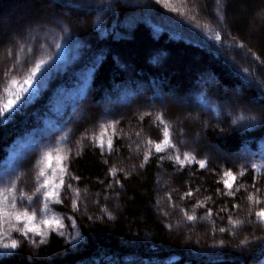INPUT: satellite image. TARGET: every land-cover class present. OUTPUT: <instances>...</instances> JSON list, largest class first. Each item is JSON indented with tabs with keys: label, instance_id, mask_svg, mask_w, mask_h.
I'll list each match as a JSON object with an SVG mask.
<instances>
[{
	"label": "trees",
	"instance_id": "obj_1",
	"mask_svg": "<svg viewBox=\"0 0 264 264\" xmlns=\"http://www.w3.org/2000/svg\"><path fill=\"white\" fill-rule=\"evenodd\" d=\"M28 3L39 9L53 3L51 18L65 21L84 45L73 65L63 48L58 56L60 74L55 78L47 72L52 78L39 85L41 98L25 112L0 120V167L8 146L36 121L35 112L69 77L97 59L90 69L93 98L78 101L65 113L64 141L70 144L66 169L80 178L76 181L82 188L109 197L112 203L118 200L120 206L110 218L103 217L100 205L94 215L78 216L76 239L51 231L43 243L37 237L32 238L35 245L31 239L21 240L1 264H257L263 259L264 221L249 209L246 193H226L223 174L242 167L248 184L264 172L250 166L264 159V129L257 123L238 130L248 120L232 124L240 116H256L259 121L264 114V23L253 30V16L264 9V0H181V8L168 7L162 0H0V12L9 4ZM73 18L82 19V24L75 25ZM21 35L17 42L0 45V56L11 63H22L37 46L36 40L29 44ZM247 40L255 51L248 50ZM126 60L132 62V71L126 69ZM205 73L220 81L218 89L213 87L218 96L214 103L206 100L182 108L173 101L172 92L198 93ZM112 84L121 87L118 98L102 108V95ZM235 88L242 92L237 105L232 100ZM249 102H258L263 109L248 107ZM159 114L165 123L157 119ZM105 117L111 120L105 136L113 140L112 152L100 149L101 134L89 129ZM164 124L171 131L175 124L171 142L179 153L173 148L155 151L154 145L163 140ZM201 131L207 136L204 145L193 140ZM207 143L222 147L228 156H214ZM185 153L195 160L178 163L176 155L184 159ZM199 160H206V167L201 168ZM160 180L165 185L159 187Z\"/></svg>",
	"mask_w": 264,
	"mask_h": 264
},
{
	"label": "rangeland",
	"instance_id": "obj_2",
	"mask_svg": "<svg viewBox=\"0 0 264 264\" xmlns=\"http://www.w3.org/2000/svg\"><path fill=\"white\" fill-rule=\"evenodd\" d=\"M162 1H164L168 7L170 6L173 8H181V6H178V3L181 0ZM52 4L53 3L46 5L44 8L41 7L40 9L35 7L32 3H28L27 6H14L9 4V6H5L4 9L0 12V45L6 40L7 41L5 43L9 41L17 42L19 40L18 37L21 34V36L27 43H33L35 40L37 42L35 51L29 54V57L27 59L21 60L22 63L15 61L11 63L9 59L7 60L3 56H0V103H6L9 99L8 93L5 91V89L9 88V86H11L12 90L14 91L19 90L16 85L11 84V81L15 78H21V80L19 81L21 82L28 75L29 70L34 66L35 62L40 59H48L49 57H51L50 69L52 71L53 77L56 78L60 74L58 70L62 68L60 66L58 57L60 51L63 48L66 50V52L68 53V60H70L71 65H73L74 56L78 53L80 47H83L84 40L82 39V37H80L78 33H76L70 26H68L65 21H62L61 19L56 17L51 18L53 12L51 10ZM47 12L49 14H47ZM84 12L88 13L87 11ZM64 14L68 15L69 13L65 12ZM37 18L48 19L35 23L31 22L33 19L37 20ZM74 20L75 19L73 18V22L75 23V25L82 24V19H80L79 22ZM128 22H130V20H128ZM253 22V30L255 31V24L260 22L264 23V9H260L253 16ZM219 23H221L220 20ZM28 24L32 25L26 28ZM24 25H26V27ZM57 44H59L60 47H56ZM45 45H47L46 48ZM246 45L248 47V50L255 51V46L252 41L247 40ZM62 60H67V56ZM96 60L97 59H94L88 65L85 64L79 71L69 77L63 88L59 92H57V94H55L48 103L41 106L39 110L35 112L36 121L31 125H27L20 132V134L16 138V141L12 145L8 146L5 160L0 167V172L6 173L3 176V179L7 181L9 178H11L12 180L16 181L18 185V193L19 191L25 193V199L17 200V207L20 209L27 208L29 212L35 211L37 222L42 219L49 218L54 213L58 218L62 219L64 225L62 229L64 235L62 236L68 240H73L78 237L80 231L77 220L78 216L80 217L84 214L92 216L94 215L93 209L95 208V206L100 205V207L102 208L103 217L110 218L109 214H114V212L117 211L120 206L118 200L116 201V203H112L109 201V197L104 199L103 196L101 197L100 193L97 194L90 189L82 188L79 184H77L76 180L72 179L74 173L69 167H67V174L64 175V188L60 191V199L63 201V203L56 204L54 202H50L49 208L51 209V212L48 214V216H46L44 213L43 195L37 191L39 184L42 182L37 180V176L42 168H46V153H51L52 155V164L53 168L57 169V176L62 175V173L58 171V167L66 168L69 157L68 148L70 144H67L64 141V133L66 127L65 113L67 114L68 112L72 111L75 107V103H78V101L82 100L84 101V103H88V101L90 102V99L93 98L95 91L92 83V77L94 76V74L90 69H93L94 66L98 64V60ZM124 63L126 64V69L132 71V62L130 60H126V62ZM262 63H264V59L261 62V65ZM160 65L163 67L164 63ZM201 76L204 77V80L198 82V86L200 89L198 93H187L185 95H179L175 92H172L171 95L173 96V101L176 100L178 104L180 103V105H182V108L196 107V105L200 106L206 100L214 103L217 96L215 91L216 89H218L220 81L216 79L212 74L205 73L204 76L202 74ZM46 77V81L50 82V79L52 78H49L50 74L48 76L46 75ZM214 85H217L216 89L213 88ZM120 89L121 87L119 85L112 84L111 88L102 95L100 102L101 107L103 108L115 103L116 98H118ZM233 92V94L237 95L232 99L233 104H240L242 102L241 90L235 88V91ZM39 98H41V92L38 85L34 86L33 89L30 90V93L25 94V96L22 98L25 101L22 107H18L17 110L13 111L12 113H6L4 116H0V120H7V118H9L17 111L22 110V112H25L24 108L33 105V102H35ZM247 106L260 110L263 109L262 105L258 102H249L247 103ZM30 108H33V106H31ZM206 115L209 116L208 114ZM206 115L205 117L207 118ZM222 118L225 117L223 116ZM110 123L111 120L108 117H105L100 122L95 123L89 129L96 135L104 132L103 137L106 140L107 136H105V133L107 131L102 128V125L107 126L108 128ZM165 127L169 128L167 124H164L162 126L163 131ZM169 130L171 136L173 134L174 142V133H172V131L175 130V124H173L172 131L171 129ZM193 140L196 143L204 145V143L207 142L206 133H204V131H201V134L195 135L193 137ZM207 145L209 146L208 149L214 152V156L215 154L219 155L221 158H226L228 156L225 149L219 147L217 144L207 143ZM14 155L18 156V158L16 159ZM57 156L67 157V160L62 161L60 165H57ZM11 160H15V163L11 164ZM9 163L10 165L8 166ZM256 164H264V159H257ZM14 169L15 171H13ZM112 169H114L115 172L117 171L115 165L112 167ZM260 169L264 170V167H261ZM230 170L236 178L235 180H232L230 177H226L223 174V181L229 180L232 185V188L229 189L224 184L226 193L229 194L230 191H239L246 193L247 200L250 204L249 209L253 212L255 211L256 214L259 213L261 209H264V172H261L259 177L256 178L257 180H255L253 183L247 184V180L245 179L246 175H240L242 167H234ZM114 171H112L111 173L112 180L115 179V176L113 175ZM163 183L165 182H163V180H160L159 187H161V185H165ZM113 184L114 183L112 182L110 185L112 186ZM69 185L71 187H69ZM253 185H255V188L253 187ZM29 196L32 197L31 201L27 199V197ZM249 197H252V199H249ZM73 201H76L75 205L73 204ZM254 201H261V203L257 204L254 203ZM106 212H108V215L106 214ZM262 220L264 221V219ZM214 222L217 223V221ZM53 232L59 233L57 231ZM7 234L11 235L12 239H16L19 241L25 240L22 239L18 233L13 232ZM50 234L51 233H49L47 237ZM36 237L38 238V240L41 239V237H39L38 235H34L33 237H29L27 239ZM234 237H237V235L234 234ZM4 242L8 243L10 241L4 240ZM4 252V249H0V264L3 261ZM257 264H264V258Z\"/></svg>",
	"mask_w": 264,
	"mask_h": 264
},
{
	"label": "snow or ice",
	"instance_id": "obj_3",
	"mask_svg": "<svg viewBox=\"0 0 264 264\" xmlns=\"http://www.w3.org/2000/svg\"><path fill=\"white\" fill-rule=\"evenodd\" d=\"M216 39H220V36L218 35ZM56 47H60V45L57 44ZM50 62L51 57L48 59H40L34 63V66L29 70L28 75L21 82L18 83L15 79L11 81V84L16 85L19 90L14 91L12 90L11 86L5 89V91L8 93L9 99L6 103H0V116H4L6 113H12L13 111L17 110L18 107L23 106L25 101L22 98L25 96V94L30 93V90L33 89L34 86L42 84V82L46 79L47 72L51 71V69L47 67ZM157 119L160 120L162 124L165 123L163 120V114H159ZM241 120H248L250 122L244 124L243 127L238 130L243 131L248 128H253L257 123L260 124L262 129H264V114H262V117L259 121H257L256 116H240L233 120L232 124H237ZM102 128H104L105 131L107 130V126L102 125ZM221 131H223V129H221ZM114 133L115 128L113 126V134ZM162 135L163 140L160 143H156L154 145L155 151L160 153L164 152L168 148H173L177 151V153H179V149L176 148V145L171 142V133L167 127L164 128ZM103 136L104 132L101 133L98 147L100 149H106L108 152L114 151L112 146L113 140L109 138L105 142ZM91 139L93 143H95L97 138L93 136ZM148 143L151 144L152 142L149 141ZM151 155L152 153L149 152L144 156L145 162L150 158ZM45 158L46 168H42L37 176V180L42 181L39 184L37 191L43 195L44 213L46 216H48V214L51 212V209L49 208L50 202H54L56 204L63 203V201L60 199V191L64 188V175L67 174V169L65 167H58V171L62 173V175L57 176V169L53 168V158L51 153H46ZM262 158H264V154H262ZM175 159L178 163L184 164L195 160V157L191 153H185L184 159H181L179 154L176 155ZM64 160H67V157L57 156L56 164L60 165ZM196 163H198L201 168H204L207 165L206 160H199L196 161ZM250 166L253 169H259L264 167V164L252 163ZM5 174L6 173L0 172V238H2L0 239V249L5 250L4 255H8L11 250L18 249L21 246L19 240L12 239L11 235H8L7 233H18L22 239L29 238L30 234L45 238L51 231H57L60 235H64V232L62 231L64 227L62 219L58 218L54 213L49 218L42 219L37 222L35 211L29 212L27 208L20 209L17 207V200L25 199V193L22 191H19L18 193V185L16 181L12 180L11 178L5 181L3 179ZM113 175H115V171L113 172ZM240 175H244L243 171H241ZM224 176L230 177L232 180H235L236 178L231 170L226 171ZM72 179L79 180L80 178L78 176H74ZM223 183L229 189L232 188L229 180H224ZM69 187L71 186L69 185ZM253 187L255 188V185H253ZM186 195L190 196L191 193H186ZM229 195H234V192L230 191ZM27 199L31 201L32 197L29 196ZM249 199H252V197H249ZM254 203L259 204L261 201H254ZM73 204L75 205L76 201H73ZM257 215L264 219V209H261ZM188 219L194 220L195 217L189 216ZM4 240H8L10 242L5 243ZM29 242L33 245L36 244L34 239L29 240ZM40 242L43 243L44 239H41Z\"/></svg>",
	"mask_w": 264,
	"mask_h": 264
},
{
	"label": "bare ground",
	"instance_id": "obj_4",
	"mask_svg": "<svg viewBox=\"0 0 264 264\" xmlns=\"http://www.w3.org/2000/svg\"><path fill=\"white\" fill-rule=\"evenodd\" d=\"M263 258H264V257H263ZM261 260H262V259H261ZM261 260H260V261H261ZM258 262H259V261H258ZM258 262H257V263H258Z\"/></svg>",
	"mask_w": 264,
	"mask_h": 264
}]
</instances>
